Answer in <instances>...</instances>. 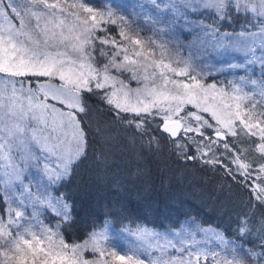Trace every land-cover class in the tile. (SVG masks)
<instances>
[{
  "label": "snow or ice",
  "instance_id": "snow-or-ice-1",
  "mask_svg": "<svg viewBox=\"0 0 264 264\" xmlns=\"http://www.w3.org/2000/svg\"><path fill=\"white\" fill-rule=\"evenodd\" d=\"M151 5L173 24L182 20L181 32L200 34L199 56H185L190 46L178 39L142 36L114 0H0V264H264V0ZM239 16L235 39L222 34L219 26ZM228 55L240 59L228 69L259 63L260 78L215 81L196 63ZM92 97L112 118L94 130ZM114 126L133 147L167 145L177 160L220 170L247 191L236 232L251 246L211 231L220 243L209 250L195 230L169 238L140 225L130 233L139 243L124 255L110 250L106 228L69 243L62 225L72 222L70 206L56 186L87 158L90 134L110 143ZM42 209L60 222L45 223Z\"/></svg>",
  "mask_w": 264,
  "mask_h": 264
},
{
  "label": "trees",
  "instance_id": "trees-1",
  "mask_svg": "<svg viewBox=\"0 0 264 264\" xmlns=\"http://www.w3.org/2000/svg\"><path fill=\"white\" fill-rule=\"evenodd\" d=\"M133 26L141 24L140 16L123 11ZM211 23V19H205ZM242 16L231 24H221V32H235L243 28ZM93 130L95 121H111V116L98 112L101 108L95 97L88 100ZM86 121L89 117L85 118ZM110 143L90 134L87 158L71 177L57 185L70 206V224H63L66 239L78 241L85 233L102 225L112 229L132 230L137 225L158 232L174 231L183 224L218 232L226 242L245 248L250 242L238 237L237 216L244 210L248 192L222 171H212L198 162H183L171 154L167 145L160 152L142 151L133 147L123 130ZM130 135V133H128ZM198 226V227H197ZM218 250L219 241H213ZM119 262V261H118ZM203 264V258L200 260Z\"/></svg>",
  "mask_w": 264,
  "mask_h": 264
},
{
  "label": "rangeland",
  "instance_id": "rangeland-1",
  "mask_svg": "<svg viewBox=\"0 0 264 264\" xmlns=\"http://www.w3.org/2000/svg\"><path fill=\"white\" fill-rule=\"evenodd\" d=\"M165 3L168 0H164ZM114 10L121 16L126 17L123 14L124 12L129 13L132 16H140L142 18L141 24L137 26H133L138 28L141 32V35L144 37L152 36L154 39L158 41H175L179 40V42L183 45L190 46L185 47L183 50V54L186 56L189 52L192 53L193 57L196 58L199 56V40H197V36L200 35L197 31H192L190 34H186L180 31L182 27H184V23L182 20L177 21L175 24L171 21L170 14H158L153 11L151 0H114ZM151 17V20H149ZM190 19L192 21H196L198 19H204L203 16L197 17L195 15L191 16ZM206 23V22H205ZM178 25V26H177ZM158 29H165V32H158ZM242 29L235 32H221L222 34L227 33L229 37L235 39L236 34H238ZM255 30V29H253ZM155 33V35H154ZM201 39L203 37L201 36ZM224 42L227 43V38L224 39ZM259 55V52L257 53ZM240 62L239 58H233L232 55L228 56H216L212 60L202 59L197 60L196 63L198 67L201 68L206 73H211L212 78L215 81H227V80H237L242 75L251 76L254 79H259L262 74V68L259 63L251 65L247 71L239 70V69H228L226 67L227 63H238ZM223 69V71H221ZM254 71V75H253ZM212 82V79L209 80ZM135 87V84L132 85ZM35 190V189H34ZM43 212L42 219L45 223L49 225H55L59 221V218L55 216L54 213L50 211L41 210ZM107 229L108 235L111 238L109 240L110 250L116 251L118 255L126 254L128 248L136 246L139 242L134 239L130 235L131 232H134L135 229L132 230H118L112 229L107 225H102L93 230ZM182 228H187L189 230H195L196 236L195 239L199 241L198 247L207 248L209 250H213L215 239L210 240V235L206 233L199 232L198 228L192 224H183L178 229L174 231H180ZM92 231V230H91ZM174 231H163L160 232L162 234H166L169 238L173 236ZM82 239L78 241H68L72 242H82ZM173 250H170L172 252ZM130 254V253H128ZM174 254L179 255L178 252ZM202 258V257H201ZM195 260V257H192ZM113 264H120V262L113 260Z\"/></svg>",
  "mask_w": 264,
  "mask_h": 264
}]
</instances>
